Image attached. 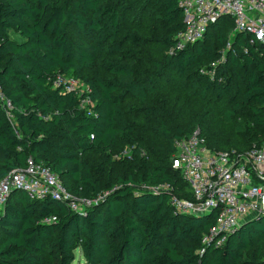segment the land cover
I'll use <instances>...</instances> for the list:
<instances>
[{"label": "trees", "instance_id": "obj_1", "mask_svg": "<svg viewBox=\"0 0 264 264\" xmlns=\"http://www.w3.org/2000/svg\"><path fill=\"white\" fill-rule=\"evenodd\" d=\"M144 3L141 12L156 8L157 39L134 28L121 35L126 0H0V85L14 106L12 118L0 107V180L32 157L72 195L108 192L78 211L13 190L0 216V264H71L77 248L85 264H264V216L200 252L216 211L196 216L170 204L173 195L192 198L172 167L176 139L198 129L215 152H245L264 140V44L233 35L225 15L201 40L171 50L185 26L178 0ZM145 42L162 49H145ZM143 55L150 70L138 66ZM170 72L199 94L195 115L186 101L177 109L178 99L160 94ZM59 74L87 85L92 113L74 93L52 87ZM227 95L230 104L213 123L210 103ZM162 185L169 188H156Z\"/></svg>", "mask_w": 264, "mask_h": 264}, {"label": "built area", "instance_id": "obj_2", "mask_svg": "<svg viewBox=\"0 0 264 264\" xmlns=\"http://www.w3.org/2000/svg\"><path fill=\"white\" fill-rule=\"evenodd\" d=\"M178 4L184 13L185 26L174 35L176 46L171 50L201 40L208 27L225 15L233 19V35L245 32L250 35L251 44H264V0H178ZM225 60L224 55L219 59ZM51 83L61 92L77 95L80 106L92 113L93 102L88 96L83 97L89 89L82 80L59 74ZM0 107L7 117H13L14 106L1 85ZM174 147L172 167L192 191L191 199L176 195L170 198L174 211L196 216L216 211L214 223L202 237L200 252L205 247L223 245L244 221L264 216V140L245 152H215L206 146L196 129L189 136L176 139ZM18 189L25 191L31 200L52 197L66 201L72 210L78 211L96 205L108 193L93 198L72 195L50 167L32 157L0 180V216L10 193ZM55 220V217L45 219Z\"/></svg>", "mask_w": 264, "mask_h": 264}, {"label": "rangeland", "instance_id": "obj_3", "mask_svg": "<svg viewBox=\"0 0 264 264\" xmlns=\"http://www.w3.org/2000/svg\"><path fill=\"white\" fill-rule=\"evenodd\" d=\"M145 0H126L127 4H129V9L124 16V24L121 27V35H123L129 29H135L139 35L143 37H153L158 38L162 35V27L159 24V20H157L156 8L154 6L146 5L144 10L141 12V6ZM140 11V13H139ZM151 14L153 15L151 17ZM10 37L12 39L21 41L22 38L19 34L14 31H10ZM145 49L153 50L155 52L161 51L160 43H144ZM147 55H143L142 58L138 60V66L142 70H150L151 65L145 59ZM160 94L174 97V99H178L179 101L176 104L177 109L182 105V101H186L187 107L186 112H190L191 115H195L196 111L199 110V106L203 104L199 100V94L191 96L189 94L190 89L185 88L182 82L177 78L173 73H167L163 81H161ZM172 92V93H170ZM180 96V99L178 98ZM162 97V96H161ZM232 95H227V97L223 99L214 98L210 103V119L213 123H218L221 119V112L224 108L230 104V99ZM174 101V100H172ZM127 105L130 107L133 105L132 101L127 102ZM129 150L127 149L122 156L129 155ZM106 192V190L104 191ZM71 264H85V260L82 256V253L79 248L74 251V260Z\"/></svg>", "mask_w": 264, "mask_h": 264}, {"label": "water", "instance_id": "obj_4", "mask_svg": "<svg viewBox=\"0 0 264 264\" xmlns=\"http://www.w3.org/2000/svg\"><path fill=\"white\" fill-rule=\"evenodd\" d=\"M248 221V220H247ZM243 224V223H242Z\"/></svg>", "mask_w": 264, "mask_h": 264}]
</instances>
